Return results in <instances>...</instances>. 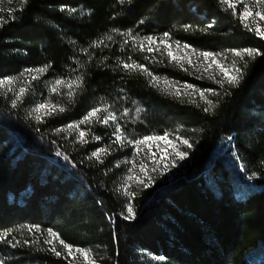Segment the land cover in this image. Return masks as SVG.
<instances>
[{"label":"trees","instance_id":"obj_1","mask_svg":"<svg viewBox=\"0 0 264 264\" xmlns=\"http://www.w3.org/2000/svg\"><path fill=\"white\" fill-rule=\"evenodd\" d=\"M226 8L219 0H0V81L44 69L32 71L37 79L16 107L17 95L0 88L4 264H77L60 247L59 257L49 251L50 232L96 264H264V40L245 28L240 7ZM149 37L243 53L238 85L212 88L209 111L205 100L165 92L157 80L207 86L149 52ZM78 78L82 86L69 89ZM44 103L56 110L38 120L33 110ZM97 107L116 121L86 124L84 142L64 132ZM117 126L131 141L179 133L191 147L178 174L122 196L116 165L130 149L115 142ZM129 204L134 220L124 218Z\"/></svg>","mask_w":264,"mask_h":264},{"label":"rangeland","instance_id":"obj_2","mask_svg":"<svg viewBox=\"0 0 264 264\" xmlns=\"http://www.w3.org/2000/svg\"><path fill=\"white\" fill-rule=\"evenodd\" d=\"M234 2L237 4L238 7L241 8V12L243 11L245 6H248L253 11V15L249 16L244 21L246 24H248L253 29L259 26L261 30H264V20H261L258 16H255V12H263L262 8L264 7V5L255 6L256 0H243V3H241V0H234ZM147 47H151L153 51L160 52L159 54H164L168 58L172 69L180 72L181 74L188 73L199 83L207 86L201 87L191 83L181 82L179 80L169 81L166 79H162L156 81V83H158L165 92L178 98H186L194 101L205 100L201 98L200 92H204L205 97H207V95L213 91L212 88L222 87L220 81H224L223 86L229 85L227 83V78L221 71V67H219L218 65L222 66L230 74L235 75L236 73L233 71V69H237V60L242 58V56L244 55L243 53H241L242 55L238 57L235 55L236 52H233L228 55L212 54V57L205 59L201 55L203 52H197L188 46L185 47L184 45L171 44L166 40H162L159 42L156 41V43L148 44ZM169 51H171L173 56L176 57L175 60L168 56ZM213 57L215 58L216 63H213ZM32 76H36V74L33 72L27 73L23 75L19 81L11 80V84L7 83L8 80H4V83H0V88L10 90L17 95L19 93L20 88L25 89L26 84L30 81ZM188 85L192 87H186ZM57 87L58 86H56V88ZM176 89H179L180 95L175 94ZM44 104L48 105L49 107L41 109V111L39 112L33 110L32 115H35L36 118H43L53 114L54 110H52V106L54 105L51 103ZM105 115L106 114L102 113L98 114V116L100 118L102 117V119ZM92 121L98 120L93 117L91 121L73 124L72 126L75 127H70L69 125L64 129V132L67 135H73L77 142H81L79 132L83 131V127ZM114 135L116 139V132L114 133ZM164 136L167 137V140L150 139L147 140V142L144 144L135 145L133 141H131L129 138L126 139L122 134L121 141L117 142V145L120 146L123 151H128V149H130V152L123 156L125 158H123L122 162L116 165V168H121V176L119 180L118 190L121 195L126 197L128 200H130L131 196H133L136 191L138 192L141 189L145 188L137 182V178L145 180L148 186H156L160 185L161 183L171 181V179L178 174L180 170V165L187 158L188 153L186 149L188 148V146L181 142L184 139L179 133L149 137ZM85 138L86 136H84V141ZM144 138L147 137H143L141 139ZM177 151L185 153L184 159L181 160L176 157ZM103 155L104 151H101L99 158ZM141 162L146 165V172H141ZM154 168L156 169L155 171H153ZM129 176H132L133 179L127 180ZM125 190L128 193H131L132 195H126ZM49 240H53V244H55L56 247H60L61 250L65 253V255L74 263L93 264L94 260L91 258V256H89V259L85 260V258L80 255L79 252L76 251L77 249H73L72 255H69L67 250L63 249V246L60 241L53 239L51 236H49Z\"/></svg>","mask_w":264,"mask_h":264},{"label":"snow or ice","instance_id":"obj_3","mask_svg":"<svg viewBox=\"0 0 264 264\" xmlns=\"http://www.w3.org/2000/svg\"><path fill=\"white\" fill-rule=\"evenodd\" d=\"M26 2V0H25ZM219 2L222 4V5H226L227 8L226 10H232L234 13H235V10H236V7H237V4L234 2V0H219ZM241 3H243V0H241ZM260 5H264V0H256V5L255 6H260ZM253 15V11L248 7V6H245L243 11L240 13V19H241V22L245 21L249 16H252ZM255 16H258L261 20H264V12H260V11H257L255 12ZM211 26V25H210ZM245 28H247L249 31H255V34L257 36H259L261 39H264V30H261V28L259 26H257L255 29L251 28L248 24H245L244 25ZM128 36H131V33H128L127 34ZM165 36H167V34H165ZM110 39V37H109ZM148 40V43L149 44H153V43H156V41H154L151 37L147 38ZM129 41L125 40V44H127ZM134 42V41H133ZM98 43H103V41H100ZM141 47V50H143V45L140 46ZM185 47H187V45H185ZM149 52L153 51V49L151 47H149L147 49ZM245 53L248 57H254V56H259V55H262V53L259 51V50H255V49H248V50H245ZM205 59H208L209 57H212V54L211 53H202L201 54ZM236 56L240 57L242 54L240 52H236L235 53ZM168 56L171 57L173 60L176 59L175 56H173L172 52L169 51L168 52ZM213 60V63H216L215 61V58L213 57L212 58ZM190 63V61H189ZM219 67H221V71L224 73V76L227 78V83L229 85H232V86H237L238 83H239V80L241 78V73H240V70L239 69H233V71L236 73L235 75H232L230 74L227 70H225L222 66L218 65ZM122 67L125 69V70H129V69H134V68H140L141 70L143 71H147L143 65H135L134 63L130 64V63H124L122 65ZM30 72L32 71H44V69H34V70H29ZM151 75V74H150ZM32 79L35 80L37 79L36 76H32ZM153 80H157L156 77H153ZM0 83H4V81H0ZM7 83L11 84L12 81L11 80H8ZM221 85L223 86V83L224 81H220ZM57 84H65L64 81H58ZM75 84L76 87H81L82 86V78H78L76 81H73L71 83H67V87L69 89H71L73 87V85ZM186 87H192L190 85L186 86ZM53 91L55 92L56 91V88H53ZM25 92V89L24 88H20L19 89V93L17 94L16 96V99L13 100L12 102V106L13 107H16L17 106V102L20 101V98L21 96L24 94ZM176 95H180V92H179V89H176ZM69 95H73L72 92L69 93ZM200 96L202 99H205V102L209 105L208 108L205 109V111H209L210 108L213 106L212 105V101L211 100H208L206 99L205 97V94L204 92H200ZM49 106L48 105H45V104H41L39 105L36 109H34V111L36 112H39L41 111V109H45V108H48ZM52 110H56L55 109V106H52ZM59 111L63 112L65 109L63 107L59 108L58 109ZM101 111H104L106 113V115L104 116V118L101 120L102 123L104 124H107L109 123V120L115 122L117 117L110 111H108V108L107 107H97V108H94L93 110H91L86 116H85V121H91L93 117H95L97 120H100V117L98 116V113H100ZM128 113L125 112L124 115H127ZM37 119L39 120L40 118L37 117ZM85 121H82L81 123H84ZM70 127H75V126H72L70 125ZM115 132H116V140L115 142H119L121 141L122 139V134H121V129L119 126L116 127L115 129ZM79 136H80V139H81V142H84V136H85V132L84 131H80L79 132ZM150 139H162V140H167V137L164 136V137H147V138H144V139H140V140H135L133 141V143L135 145H139V144H144L147 142V140H150ZM182 143L188 145V147H191V145L188 143L187 140H183L181 141ZM100 151H105L103 149H101ZM100 151L98 152H95L93 153V155L97 158H99V155H100ZM59 155V153H57ZM176 157L178 159H184L185 157V153L183 152H179L177 151L176 152ZM174 166V165H173ZM140 169H141V172H146V165L143 164V162H141L140 164ZM156 169L154 168L153 171H155ZM133 177L132 176H129L127 178V180H132ZM137 182L144 186V187H147L148 184L146 183L145 180L143 179H139L137 178ZM127 183V182H125ZM125 194L126 195H132L131 193H128L126 190H125ZM127 214L125 215V219L126 220H134L135 219V213H134V210L132 208V206L129 204L127 206ZM49 236H51L53 239L55 240H59V237L55 234V233H49ZM5 240V236H0V241H4ZM46 243L52 245V247L49 249V251H51L52 253H54L57 257L61 256V252L57 250L55 244H53V240H47ZM60 243L62 244L63 246V249L67 250L68 254L69 255H72L73 253V249L70 245L64 243L63 241H60ZM16 245L13 244V247H15ZM77 252L80 253V255H82L85 260L89 259V256L90 254L87 252V251H81L79 249L76 250ZM0 264H4V262L2 260H0ZM93 264H95V261H93Z\"/></svg>","mask_w":264,"mask_h":264}]
</instances>
